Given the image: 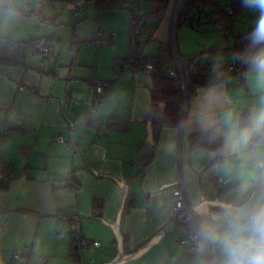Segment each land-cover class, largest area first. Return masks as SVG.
Masks as SVG:
<instances>
[{"label": "crops", "instance_id": "obj_1", "mask_svg": "<svg viewBox=\"0 0 264 264\" xmlns=\"http://www.w3.org/2000/svg\"><path fill=\"white\" fill-rule=\"evenodd\" d=\"M85 6L86 15L91 14ZM129 6L127 0L123 7L119 4L122 11H108L115 18L112 31L97 28L96 36L110 34L106 43L84 45L73 37L71 44L67 38L57 48L50 36L32 39H48V56L25 44L31 40L24 37L23 27L0 33L13 41L7 50L11 57L0 61V168L11 175L0 176V207L5 209L0 211V264H73L69 219L76 221L82 237L100 242L79 250L80 264H210L211 259L220 264L215 244H210L209 255L178 245V218L170 212L172 189L183 182L193 206L204 203L208 212L237 198L243 184L249 189L242 202L252 204L264 196V143L253 139L261 131L222 163L213 161L214 152L190 150L188 143L191 132L205 130L189 122V116L209 98L217 101L222 143L225 112L234 114L237 126L246 112L251 118L264 97V83L253 70L244 82L229 75L197 86L183 124L161 128L150 162L138 172L135 156L147 136L144 119L152 77L116 66L127 55ZM146 14L141 38L151 55L168 49L172 34L178 52L187 58L233 45L227 44L232 30L224 36L212 24L193 27L180 21L174 26L168 4L160 19ZM221 60L233 61V55L212 59ZM94 81L110 84L93 108ZM112 116L127 120V127H109ZM20 148L30 150L22 153ZM128 193L131 206L123 212ZM95 199L103 201L98 213L92 206ZM15 252L22 258L14 259Z\"/></svg>", "mask_w": 264, "mask_h": 264}, {"label": "trees", "instance_id": "obj_2", "mask_svg": "<svg viewBox=\"0 0 264 264\" xmlns=\"http://www.w3.org/2000/svg\"><path fill=\"white\" fill-rule=\"evenodd\" d=\"M95 4L98 11L119 8L118 0H95ZM166 6L167 2L164 0H151L149 16L160 19L166 10ZM192 9H195V14L187 19L189 26L200 27L204 24H214L225 36V34L231 31L238 14L246 8L242 6L241 0H231L228 6H223L216 0H187L183 6V10ZM200 16L204 18L202 21L199 19ZM252 28H249L244 33L235 35L230 49L224 46L214 50H205L196 56L188 58V71L191 84L185 96L181 85L176 80L163 75L152 77V87L150 89L151 104L144 121L150 127L153 143H147L146 139L138 143L135 156L138 172L150 162L161 128L164 125L183 124L186 107L195 93V88L199 85L213 84L229 76L212 74V65L218 62L212 61L215 56L224 53L226 50H230L233 53L232 62L235 66L234 73L230 75L237 76L241 82L245 81L246 74L253 70L250 61L256 51L255 48L249 46V40L247 39ZM37 41H26L25 44L31 45L36 49L35 44ZM10 42L13 43L10 39L0 37V61H8L9 57H11L7 51ZM161 104L163 105L162 109L160 107ZM249 122L250 115L246 112L239 117L238 127L246 128ZM108 125L115 129H125L127 127V120L112 116L108 121ZM253 139L254 142L264 143V131L254 135ZM188 143L190 150L203 148L214 152L213 161L215 163H222L225 160V154L222 153V130L219 125L216 126L215 132L211 129L191 132L188 136ZM28 150L30 148L19 149L22 153L28 152ZM7 177L11 178V175ZM132 198L131 193L125 196L122 205L123 212L130 208ZM92 206L94 212L98 213L103 207V201L95 199ZM0 211H5V209L0 207ZM71 233L72 241L74 232L71 230ZM76 234H79L78 229L76 230Z\"/></svg>", "mask_w": 264, "mask_h": 264}, {"label": "clouds", "instance_id": "obj_3", "mask_svg": "<svg viewBox=\"0 0 264 264\" xmlns=\"http://www.w3.org/2000/svg\"><path fill=\"white\" fill-rule=\"evenodd\" d=\"M241 3L258 13L247 39L249 46L256 49L250 61L252 69L258 82L264 83V0H241ZM216 103L214 99H207L196 112L190 114L189 122L215 132L218 123ZM223 123L226 131L222 153L229 156L241 153L253 134L264 131V97L246 128L237 126L231 111L224 113ZM248 189L247 184L241 185L238 197L218 203L215 212H208L204 203L193 206V213L200 218L199 233L221 250L220 264H264V196L252 204L244 203L242 197Z\"/></svg>", "mask_w": 264, "mask_h": 264}, {"label": "built area", "instance_id": "obj_4", "mask_svg": "<svg viewBox=\"0 0 264 264\" xmlns=\"http://www.w3.org/2000/svg\"><path fill=\"white\" fill-rule=\"evenodd\" d=\"M168 6L171 7L173 12V24L180 21L186 22L195 14V9L183 10V6L187 0H164ZM32 0H25V7H30ZM151 0H129V25H128V49L127 55L123 59L116 62L119 71H140L151 77L163 75L167 78L176 80L182 87L184 96L190 86V77L188 71L189 60L187 57L181 55L176 46L174 34L170 41V47L161 50L156 55H151L147 50V44L141 38L142 28L147 21V14L144 4L150 6ZM85 0H76L70 3L72 15L77 17L80 14H87L84 9ZM201 21L204 19L202 16L199 18ZM110 40V34L100 32L97 35L95 43H106ZM90 41H85L84 45H89ZM36 49L45 54L50 55L52 46L47 40H38L35 44ZM235 66L232 61L221 60L212 65V74L227 76L234 73ZM106 81H94V96L92 100L93 108L97 106L102 90L105 86H109ZM92 108V109H93ZM58 140L62 141L58 136ZM10 172L0 168V176H8ZM218 181L220 179H217ZM264 191V188H262ZM193 204L190 202L185 185L180 182L172 189V205L170 208L171 215L178 218L177 229L179 232V246H190L191 253H205L210 254V242L204 239L203 235L199 233V218L193 213ZM68 225L72 232H74L73 239L69 250V257L73 264H80L79 250L87 247L88 245L99 246L100 242L90 240L76 234L77 223L74 219L68 220ZM14 259H21L22 254L15 252ZM210 264H214L212 259Z\"/></svg>", "mask_w": 264, "mask_h": 264}, {"label": "rangeland", "instance_id": "obj_5", "mask_svg": "<svg viewBox=\"0 0 264 264\" xmlns=\"http://www.w3.org/2000/svg\"><path fill=\"white\" fill-rule=\"evenodd\" d=\"M39 1L32 0L30 7H25V0H0V33L10 34V31L20 26V28H24L23 34L28 40L50 36L53 47L58 48L61 44L67 43V38L70 39L69 44L72 43L73 37L80 42L79 44L96 40L97 28L100 31L113 30L112 25L115 18L109 14L112 12H108L109 10L95 12V0H85V7L89 8L91 14H80L77 17L72 15L70 8V3L76 0H41V3ZM216 1L223 6L231 2V0ZM118 2L122 7L127 4V0H118ZM144 7L148 12V4L145 3ZM121 9L123 8H119L117 11H122ZM257 19L258 13L256 11L248 8L241 11L231 29L233 34L227 35V44L229 45L233 41L235 35L254 27ZM232 55L230 50L221 54L226 58Z\"/></svg>", "mask_w": 264, "mask_h": 264}, {"label": "water", "instance_id": "obj_6", "mask_svg": "<svg viewBox=\"0 0 264 264\" xmlns=\"http://www.w3.org/2000/svg\"><path fill=\"white\" fill-rule=\"evenodd\" d=\"M160 107H161V109H162V108H163V105L161 104ZM146 141H147V143H149V144H152V143H153V141H152V132H151V130H150L149 125H147V136H146Z\"/></svg>", "mask_w": 264, "mask_h": 264}]
</instances>
